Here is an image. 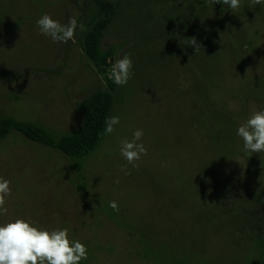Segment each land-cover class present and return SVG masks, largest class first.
<instances>
[{
  "label": "rangeland",
  "instance_id": "obj_1",
  "mask_svg": "<svg viewBox=\"0 0 264 264\" xmlns=\"http://www.w3.org/2000/svg\"><path fill=\"white\" fill-rule=\"evenodd\" d=\"M107 1L109 131L80 171L0 140V264H264V0ZM96 8L0 0V117L82 124Z\"/></svg>",
  "mask_w": 264,
  "mask_h": 264
},
{
  "label": "trees",
  "instance_id": "obj_2",
  "mask_svg": "<svg viewBox=\"0 0 264 264\" xmlns=\"http://www.w3.org/2000/svg\"><path fill=\"white\" fill-rule=\"evenodd\" d=\"M96 11L88 22L84 33V49L97 70L105 75V88H99L78 102L77 107L83 117L82 124L71 132L57 135L48 127L30 120L12 116L0 117V140L13 130L25 137L48 146H52L69 155L73 168L80 171L87 156L100 145L110 128L111 112L116 101L119 81L107 74L108 53L101 48L104 31L113 21L115 6L107 0H95Z\"/></svg>",
  "mask_w": 264,
  "mask_h": 264
}]
</instances>
